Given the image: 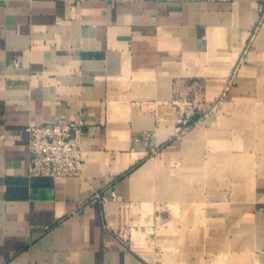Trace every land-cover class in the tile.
Instances as JSON below:
<instances>
[{
    "label": "crops",
    "instance_id": "0c3cea01",
    "mask_svg": "<svg viewBox=\"0 0 264 264\" xmlns=\"http://www.w3.org/2000/svg\"><path fill=\"white\" fill-rule=\"evenodd\" d=\"M0 264H264V0H0Z\"/></svg>",
    "mask_w": 264,
    "mask_h": 264
},
{
    "label": "built area",
    "instance_id": "2783aa9c",
    "mask_svg": "<svg viewBox=\"0 0 264 264\" xmlns=\"http://www.w3.org/2000/svg\"><path fill=\"white\" fill-rule=\"evenodd\" d=\"M189 105V111L190 104ZM83 122L70 124H37L31 122L29 150L32 156L30 177L32 178H73L81 175L85 163L83 148ZM114 201L119 200L112 192ZM93 200L105 203L108 198L97 193Z\"/></svg>",
    "mask_w": 264,
    "mask_h": 264
}]
</instances>
